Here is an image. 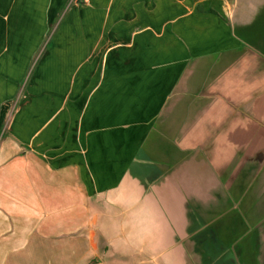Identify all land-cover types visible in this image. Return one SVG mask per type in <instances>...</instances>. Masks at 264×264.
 <instances>
[{
    "label": "crops",
    "instance_id": "crops-1",
    "mask_svg": "<svg viewBox=\"0 0 264 264\" xmlns=\"http://www.w3.org/2000/svg\"><path fill=\"white\" fill-rule=\"evenodd\" d=\"M69 1L0 45V264H264V0Z\"/></svg>",
    "mask_w": 264,
    "mask_h": 264
},
{
    "label": "rangeland",
    "instance_id": "rangeland-1",
    "mask_svg": "<svg viewBox=\"0 0 264 264\" xmlns=\"http://www.w3.org/2000/svg\"><path fill=\"white\" fill-rule=\"evenodd\" d=\"M78 4L80 3L77 0L69 1V5ZM43 20L44 13L39 12L38 8L33 9L31 3L22 6L21 4L16 5L15 0H0V45L5 36V42L1 48L6 47L8 43L15 46V42H20L24 37H32L31 39L39 37L41 30L37 22Z\"/></svg>",
    "mask_w": 264,
    "mask_h": 264
}]
</instances>
